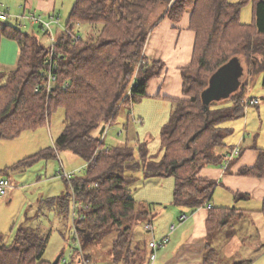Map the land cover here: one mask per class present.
I'll use <instances>...</instances> for the list:
<instances>
[{
	"label": "trees",
	"instance_id": "16d2710c",
	"mask_svg": "<svg viewBox=\"0 0 264 264\" xmlns=\"http://www.w3.org/2000/svg\"><path fill=\"white\" fill-rule=\"evenodd\" d=\"M27 1L22 15L35 12L45 20L52 16L60 25L58 15L49 13L45 18ZM250 2L255 19L247 24L241 21V12ZM186 12L191 13V28L196 32L195 50L192 62L182 69L184 97L173 101L170 118L161 128L162 156L151 153L148 142L136 136L133 141L128 137L121 144L107 145V127L113 125L123 107L132 109L147 96L151 81L165 68L162 60L145 54L150 35L164 18L179 21ZM7 20L0 19V41L14 39L19 57L12 70L0 71V137L13 139L45 126L59 108L64 109L65 126L53 146L3 172L23 169L42 158H56L60 151H70L86 162L83 174L63 176L67 191L44 201L56 210L60 222L71 221L69 238L78 246L68 261L63 262L60 254L57 264H96L103 254L110 258L109 264L149 261V243L144 239L138 244L133 232L135 220L144 216L143 212V216L137 214L143 204L131 194V186L138 180L135 172L140 169L146 179H175V206L196 209L211 204V240L215 231L244 218V211L235 207L213 205L217 183L200 172L205 166L225 162L228 153L223 154L222 149L230 130L222 123L245 114L250 105V79L261 73L264 85V0H75L57 37L52 38L53 32L45 30L42 22L27 19L26 25L38 24L51 36L50 45L35 31H25L18 17L15 23ZM81 25L86 26L84 36L76 30ZM52 49L57 80L47 92ZM233 57L244 67L239 88L211 102L206 110L203 91L212 75ZM258 152L255 165L243 167L240 175L264 177V149ZM235 194L236 198L248 196ZM261 212L264 216V203ZM29 219L32 216L19 225L12 242L0 232V264H54L44 258L48 237L28 223ZM252 261L248 258L231 264ZM223 263L226 260L223 262L219 249L208 244L203 264Z\"/></svg>",
	"mask_w": 264,
	"mask_h": 264
},
{
	"label": "rangeland",
	"instance_id": "374dc122",
	"mask_svg": "<svg viewBox=\"0 0 264 264\" xmlns=\"http://www.w3.org/2000/svg\"><path fill=\"white\" fill-rule=\"evenodd\" d=\"M26 0H0V10L8 12L9 19L7 22L15 23L16 17L22 15V6ZM75 0H28V6L38 10L45 18H47V10L50 8L52 14L60 17V25L56 24L52 28L53 36L64 30L69 13ZM238 2L239 0H230ZM242 16L246 19H252V3L245 5L242 9ZM25 31H35L39 35V39L45 44L50 45L52 38L46 34L39 25L35 27L30 24L23 27ZM86 26H79L76 30L83 35ZM84 36V35H83ZM18 60V59H17ZM17 62V61H16ZM16 64V63H15ZM1 69L13 68L9 65L0 64ZM263 74L258 73L250 79L247 95L257 96L260 99L259 106L248 105L246 113L236 119L228 120L222 123V127H230L239 131L245 129L250 132V142L256 136V132L260 130L259 143L264 141V86ZM139 103V102H138ZM138 103H135L136 106ZM142 104L141 109L144 113L134 114L136 120L129 117L130 108L123 107L119 112L116 121L112 126L105 130V142L107 145H116L125 142L128 137H132V132L139 141H147L151 153L162 156L161 150V127L166 121L164 119V110L162 105L160 108ZM143 114V115H142ZM169 117V115H168ZM64 109L59 108L54 111L47 125L41 126L34 130H27L13 139H3L0 137V179L7 173L2 172L6 166L13 164L25 155L32 154L41 148L53 146L56 138L62 132L65 124ZM165 120V121H164ZM226 126V127H225ZM131 131V132H130ZM130 132V134H129ZM237 132V131H236ZM242 133V132H241ZM240 134V132H239ZM235 135V130L229 136V140ZM231 141V140H230ZM69 151H60L56 158L39 159L26 167L24 171L10 173L14 181L13 187L8 189L7 194L0 196V230L5 234L6 240L12 242L16 234L17 228L22 222L27 220L28 216H32V220L27 222L33 226H37L41 230V234L48 237V243L45 250L44 258L54 262L58 255L63 254V262L71 259L73 251L78 247L73 240L69 238L71 221L60 222L56 210L51 204L44 202V199L62 194L67 191V182L63 178L65 173L76 172L83 174L86 162L77 155L66 153ZM138 180L131 186L132 196L139 202H157L153 200H169L173 196V187L175 179L173 177H163L147 180L142 169L135 172ZM12 193V196L10 194ZM44 198V199H43ZM9 199H11L9 201ZM170 202V201H168ZM167 201L156 203L157 208H164L168 205ZM147 217L135 220L134 226L138 231L142 230V224ZM249 222L240 227L241 234L246 238V246L235 257L225 259L226 264L234 263L237 260L245 258H254L250 264H264V248L254 247L255 240L261 238L264 241V220ZM41 224V225H40ZM79 245V244H78ZM100 244L96 245L99 248ZM101 252V248H99ZM99 264L101 263L98 261ZM224 264V263H223Z\"/></svg>",
	"mask_w": 264,
	"mask_h": 264
},
{
	"label": "crops",
	"instance_id": "0c3cea01",
	"mask_svg": "<svg viewBox=\"0 0 264 264\" xmlns=\"http://www.w3.org/2000/svg\"><path fill=\"white\" fill-rule=\"evenodd\" d=\"M47 13H53V11L49 8ZM190 19V12H186L179 21L164 18L150 35L145 49V54L151 59L162 60L165 63V68L160 76L151 81L147 96L140 100L139 103L137 102L138 104L136 106L132 105V109H130L131 114L129 115L132 120H136V113H144L143 109H141L142 104L154 107L153 109H158L160 108V105H162L164 110V119H166V121L164 120L165 124L170 118L173 101L184 97L182 69L192 62L196 42V32L191 28ZM254 19V5L252 4V19L248 20L243 18L241 12V21L248 24L253 23ZM31 26L35 27L36 25L31 24ZM18 57V43L11 38H2L0 41V64L9 65L14 68ZM13 68L6 70L0 68V71L9 72ZM249 97L259 98L252 95H248V98ZM259 104L255 106H259ZM228 129L230 130V133L225 139V147L222 149V153H229L235 147H240L241 153L234 157L228 166L225 162H223L203 167L200 175L213 179L217 183L212 199L214 206L224 208L235 207L242 212L244 211V218L233 223L231 226H226L218 231H215L214 234H211V240L209 238L210 234L208 233V219L210 211L207 207L191 209L187 207L175 206L172 203L173 196L169 200H153L157 202L143 201L140 203L143 204V208L137 214L143 216L144 213L142 218L147 217V219L142 224L141 231H138L137 227L133 226L136 242L139 244L145 239L146 243H149L152 238L160 239L167 235L170 236L169 243L157 251V264H203L208 244H213L219 249L224 262L225 259H231L230 257L238 255L242 248L246 246V238L240 231V227L242 225L245 227L243 222L246 220H249L250 223L255 222L256 220L261 221L260 218H263L264 220V216L261 212L264 203V177L245 176L239 174V171L243 167L255 165L259 155L258 150L264 149V141L259 143L260 130L256 132V136H254L253 140L250 142V139L247 138L250 136L247 126L245 129H241L240 131L230 127ZM233 130H235V135L230 137V141L228 138L233 133ZM132 137H135L133 132ZM47 147L41 148L32 154L23 156L13 164L6 166L4 169ZM66 153L74 155L70 151ZM25 168L9 170V174L7 175L12 178L10 173L24 171ZM3 170L1 171L3 172ZM155 178L160 177L147 178V180ZM172 187L174 189V186ZM238 192L247 194L248 196L236 198L235 193ZM10 196H12V193ZM48 199L44 200L46 201ZM10 200L11 199H9V201ZM162 201H170L168 202V205H171V207L165 206L164 208H157L155 204H160ZM183 213H186L188 218L180 223L177 228L170 233L171 224L176 222L179 216ZM148 222L151 224L153 223V231H146L145 226ZM0 232L2 231L0 230ZM263 244L264 241L261 238H258L255 240L254 247H257V249L260 247L264 248ZM150 252L151 249L148 245L146 254ZM251 259L254 260V258ZM99 261H101V263L103 262L109 264L110 258L104 257L103 254L101 258L99 257ZM145 263L149 264V261Z\"/></svg>",
	"mask_w": 264,
	"mask_h": 264
},
{
	"label": "built area",
	"instance_id": "2783aa9c",
	"mask_svg": "<svg viewBox=\"0 0 264 264\" xmlns=\"http://www.w3.org/2000/svg\"><path fill=\"white\" fill-rule=\"evenodd\" d=\"M17 17L21 19L22 26H26L27 19H31L34 22H42L43 28L45 30L50 29V31H52L53 24H59V20L57 18L51 16L50 20H45L42 18L41 15H38V14L36 15L35 12L24 14V15H18ZM0 19L2 20L9 19L8 12H3L2 10H0ZM77 37H79V35ZM52 38H53V35H52ZM54 56H55V50L52 49L51 54L48 57L49 67L46 72L47 82L45 86H46L47 92H49L51 89L54 88L56 84V80H57V76L54 71L57 68V64L54 60ZM36 90H39V86H37ZM259 102H260V99L256 97L249 98L247 100V103H249L250 105H258ZM240 152H241L240 147H235L232 151L228 153V155H226L225 163L227 164V166L230 164V162L233 160L235 156H238L240 154ZM71 174L72 173H65L63 176H66L69 178L71 177ZM12 187H13V183L11 179L8 176L2 177L0 179V196L6 195L8 189ZM207 208L208 209L212 208V205L208 204ZM187 218H188V215L186 213L181 214L178 218V221L171 224L170 233H172L177 228V226L183 221H185ZM146 228L148 231H153L154 226L148 222L146 224ZM169 239H170L169 235L165 236L164 238H160V239L152 238V240L149 242V247L151 249V252L149 254V264H157V251L160 248L164 247L169 241ZM75 241L77 244L80 243V239L78 238V236L75 239Z\"/></svg>",
	"mask_w": 264,
	"mask_h": 264
},
{
	"label": "water",
	"instance_id": "95a60500",
	"mask_svg": "<svg viewBox=\"0 0 264 264\" xmlns=\"http://www.w3.org/2000/svg\"><path fill=\"white\" fill-rule=\"evenodd\" d=\"M244 73V67L238 57H233L229 62L222 65L211 77L210 85L203 91L202 99L204 108L209 109L211 102L220 101L228 97L240 86V77ZM61 258L58 255L54 264Z\"/></svg>",
	"mask_w": 264,
	"mask_h": 264
}]
</instances>
